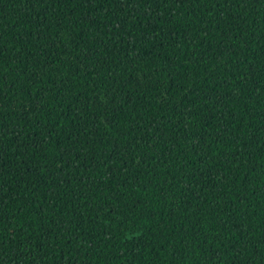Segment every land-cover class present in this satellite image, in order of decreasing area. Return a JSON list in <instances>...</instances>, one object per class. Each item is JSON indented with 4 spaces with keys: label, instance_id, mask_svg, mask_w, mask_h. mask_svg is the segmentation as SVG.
<instances>
[{
    "label": "trees",
    "instance_id": "trees-1",
    "mask_svg": "<svg viewBox=\"0 0 264 264\" xmlns=\"http://www.w3.org/2000/svg\"><path fill=\"white\" fill-rule=\"evenodd\" d=\"M0 264H264V0H0Z\"/></svg>",
    "mask_w": 264,
    "mask_h": 264
}]
</instances>
